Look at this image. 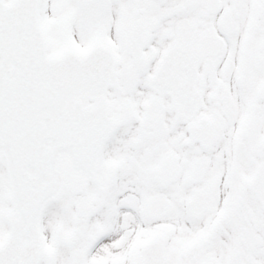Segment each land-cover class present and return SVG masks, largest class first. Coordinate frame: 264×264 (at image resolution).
I'll return each instance as SVG.
<instances>
[{
    "label": "snow or ice",
    "instance_id": "snow-or-ice-1",
    "mask_svg": "<svg viewBox=\"0 0 264 264\" xmlns=\"http://www.w3.org/2000/svg\"><path fill=\"white\" fill-rule=\"evenodd\" d=\"M0 264H264V0H0Z\"/></svg>",
    "mask_w": 264,
    "mask_h": 264
}]
</instances>
